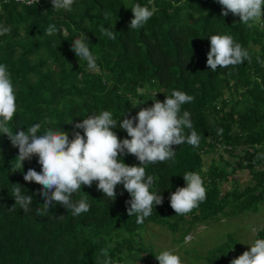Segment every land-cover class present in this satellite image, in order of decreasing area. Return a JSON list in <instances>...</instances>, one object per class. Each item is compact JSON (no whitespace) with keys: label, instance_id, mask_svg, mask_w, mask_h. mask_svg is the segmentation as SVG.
<instances>
[{"label":"trees","instance_id":"obj_1","mask_svg":"<svg viewBox=\"0 0 264 264\" xmlns=\"http://www.w3.org/2000/svg\"><path fill=\"white\" fill-rule=\"evenodd\" d=\"M137 3L156 11L143 27L131 30V8ZM223 11L218 0H74L71 10H55L51 0L36 5L0 0V26L11 29L0 35V64L7 66L16 94L17 113L9 122L13 133L39 123L41 133L62 129L73 139L74 131L83 135L76 123L102 111L122 123L150 102L147 92L137 95L138 89L148 88L162 102L174 90L193 96L181 106V115L190 112L200 136L198 148L173 145V162L144 165L146 175L155 177L151 191L163 196V204H154L152 215L137 223L136 214L128 215L131 197L123 185H117L114 199L98 190V181L81 186L71 197L73 202L86 199L88 212L73 216L54 202L47 214L37 215L45 202L39 195L42 186L25 181L24 175L30 168L41 171L38 157L15 169L19 150L0 133V264H98L103 248L113 264L135 263L140 257L150 264V258L158 261L154 246L143 244L149 223L180 232L179 242L184 243L194 228L227 214L228 208L257 209L264 200V16L248 27L232 13L224 17ZM50 24L57 29L51 36L46 34ZM101 26L111 29L115 39L103 35ZM212 35H231L248 50L251 62L211 71L207 54ZM82 36L95 57V69L71 50ZM221 145L232 160L220 154L221 166L214 160L207 173L202 171L205 156ZM121 158L129 166L139 165L133 155ZM186 172L205 178L206 199L190 213L176 215L170 196L186 187ZM229 183L231 192L224 188ZM14 184L33 196L29 211L15 205ZM234 194L239 204L232 202ZM174 219L180 228L171 224ZM258 238L264 239V230ZM235 240L211 255L230 264L246 251Z\"/></svg>","mask_w":264,"mask_h":264},{"label":"clouds","instance_id":"obj_2","mask_svg":"<svg viewBox=\"0 0 264 264\" xmlns=\"http://www.w3.org/2000/svg\"><path fill=\"white\" fill-rule=\"evenodd\" d=\"M41 1H35L30 5L40 4ZM51 3L55 10L62 8L71 10L74 0H51ZM218 3L223 6L224 17L232 13L239 16L240 22L248 27L253 26L250 22L258 21L264 16V0H218ZM131 10L134 15L129 25L131 30L143 27L156 11L155 8L150 10L138 3ZM108 15L109 13H105V18ZM10 30L8 27L0 26V35ZM55 31L56 26L50 24L46 34L51 36ZM100 32L109 39H115V33L111 29L101 26ZM84 39L83 36L75 39L71 44V50L77 57L86 60L90 69H95L97 67L95 57ZM209 40L207 65L211 71L236 66L245 60L251 62L248 50L235 42L231 35H212ZM137 91V95L147 92L151 96L150 102L144 103L137 113L127 115L122 123L120 121L117 123L110 111H102L98 115L93 114L83 119L82 123H76L75 129H82L83 135L80 131H74L73 139H70V134L62 129L58 131L48 129L41 133L39 123L28 126L26 132L17 130L13 133L9 122L17 113L16 94L7 66L0 64V133L8 136L12 146L19 150L15 159L17 162L15 169L23 167L25 160H30L33 156L38 157L41 171L30 168L24 175L25 181H34L42 186L39 195L45 202L42 208L36 209L37 215L47 214L54 202L65 206L73 216L88 212L90 204L86 199L73 202L71 197L81 189V186L91 187L92 183L97 185L95 181H98V190L114 199L117 185L122 184L131 197L126 201L129 205L128 215L136 214L137 223H143L146 217L152 215L154 204L155 206L163 204V196L151 191L155 177L146 175L144 165L173 162L176 155L173 145L187 143L195 148L199 147L200 136L193 128L190 112L185 110L181 115V106L192 102L194 97L174 90L162 102L159 93L154 90L146 88ZM185 128L189 129L190 133L186 134ZM218 133L222 135L223 129H219ZM124 135L128 136V139L121 140L120 137ZM219 147L225 150L223 145ZM127 155L135 156L139 165L125 164L121 157ZM183 179L186 187H178L170 196V206L176 215L190 213L206 199L204 177L202 179L196 172H186ZM14 185L12 197L15 199V205H20L25 212L29 211V206L33 204V196L22 194V187L19 184ZM226 187L230 188V185L226 184L224 188ZM227 191L231 192L230 189ZM236 196L237 194L233 195V203L239 201ZM155 259L159 264H182L181 257L169 250L161 251ZM97 260L98 264H113L108 248L100 250ZM230 264H264V239H256L249 251L232 259Z\"/></svg>","mask_w":264,"mask_h":264},{"label":"rangeland","instance_id":"obj_3","mask_svg":"<svg viewBox=\"0 0 264 264\" xmlns=\"http://www.w3.org/2000/svg\"><path fill=\"white\" fill-rule=\"evenodd\" d=\"M220 154H223L225 159L232 160L229 153H226L222 147L204 158V172H208L214 160H217L216 165H220ZM246 170L244 171V173ZM244 178V177H243ZM242 178V179H243ZM230 188L233 189L232 183ZM240 200V199H239ZM239 204V201L236 202ZM232 208L226 209L218 214L217 219L208 222L206 225L197 226L191 232L192 238H187L184 243L179 242L181 233H176L162 224L149 223L150 225L142 233L144 246H154V254L157 255L161 251L169 250L181 257L182 264H220L214 255V251L228 244H236V239L241 242L240 246L246 251L250 250L252 243L258 238L260 231L264 230V200L258 204L256 212H232ZM177 227H181L179 220L171 223ZM172 228V226H170ZM147 230V231H146ZM183 239V234L182 238ZM191 241V242H190ZM141 258L137 262L126 261V264H144ZM149 263L155 262L153 258L147 260ZM129 262V263H128ZM152 264V263H151Z\"/></svg>","mask_w":264,"mask_h":264},{"label":"built area","instance_id":"obj_4","mask_svg":"<svg viewBox=\"0 0 264 264\" xmlns=\"http://www.w3.org/2000/svg\"><path fill=\"white\" fill-rule=\"evenodd\" d=\"M13 1L30 5V4H33L35 1H38V0H13Z\"/></svg>","mask_w":264,"mask_h":264}]
</instances>
